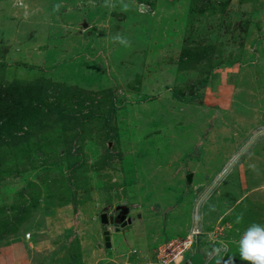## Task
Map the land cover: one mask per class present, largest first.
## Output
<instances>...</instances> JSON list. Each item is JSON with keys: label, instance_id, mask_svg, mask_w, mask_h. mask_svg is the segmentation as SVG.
<instances>
[{"label": "rangeland", "instance_id": "1", "mask_svg": "<svg viewBox=\"0 0 264 264\" xmlns=\"http://www.w3.org/2000/svg\"><path fill=\"white\" fill-rule=\"evenodd\" d=\"M109 3L116 7L0 0L2 77L44 75L71 96L48 97L54 106L30 130L19 119L1 123L0 238L37 214L58 224L53 211L66 204L69 225L82 223L86 240L102 248L96 264H116L109 259L132 249L150 258L195 226L207 256L222 242L217 264H247L239 241L251 224L264 225V133H256L264 127V0H124L127 11ZM13 136L31 144L13 146ZM118 204L130 205L131 222L105 248L99 215ZM72 248L71 264H92L97 254Z\"/></svg>", "mask_w": 264, "mask_h": 264}, {"label": "crops", "instance_id": "2", "mask_svg": "<svg viewBox=\"0 0 264 264\" xmlns=\"http://www.w3.org/2000/svg\"><path fill=\"white\" fill-rule=\"evenodd\" d=\"M247 163L249 164L250 162ZM251 165H255L257 168L256 164L252 163ZM228 168H229L228 166L222 167V169L218 172L219 177L217 180H219L221 177L226 175L227 173L226 170ZM242 173L244 174V178H245V174L246 176H248L249 175L248 168L242 166ZM192 179H193V173H192ZM207 192L208 190L206 191V193ZM69 207L70 206H67L65 204V206L57 208L55 212L53 211V214L56 213L54 215L55 217L54 219L59 221L58 222L59 225L55 222V225L51 226L52 221L49 217L44 216L42 214H37L29 221V225L26 226L25 230L22 229L20 233L13 232L8 236V238H6V240L1 241L0 264H71L73 260L72 256L74 250L72 247L74 244L78 246L81 252L82 251L84 252L85 249L91 251L90 252L91 258L92 256L94 257V255L97 253L96 257H94V260L92 261V264H96V262H98V260L103 255L100 251L102 248L95 249V247H93L92 245V241L86 240L85 237L87 235H83L84 233L81 232V229L84 228V225L82 223L77 221L73 226V228L71 227V225H69L70 223L68 222L70 220V214L72 213L68 210ZM221 217H222V213L218 215L217 219ZM234 218L235 217H232V219ZM90 226L91 229L93 230L92 225ZM121 228L122 227H120L119 229ZM103 229H104L103 225L101 224L100 233L102 232V234H103ZM100 233L97 230V235L98 234L100 235ZM183 237L184 236L174 237V238H183ZM103 239H104V234H103ZM168 240L169 238L165 239V241L158 244L157 247H159ZM110 247H111V242H110ZM157 247L153 250L152 256L150 258L149 256H147V254H145L144 256L140 255L138 257L137 253H135L134 249H132L129 250L125 255L119 256L114 259L112 258L109 260L116 264H148V262L153 261L155 259V251ZM105 248H109V247L105 246ZM131 251H134V253H131ZM128 254L130 255V257L136 256L135 261H137L138 258H142L144 262L141 261H138V263L126 262L125 257ZM81 260L83 261V258H81ZM82 261H80L79 264H84L83 263L84 261L83 262ZM88 262H86V264H89Z\"/></svg>", "mask_w": 264, "mask_h": 264}, {"label": "trees", "instance_id": "3", "mask_svg": "<svg viewBox=\"0 0 264 264\" xmlns=\"http://www.w3.org/2000/svg\"><path fill=\"white\" fill-rule=\"evenodd\" d=\"M0 64L2 67L6 66V63L3 61H0ZM1 73L2 71H0V132H4L1 123L11 118L14 120H22L28 125L30 130L37 122V116L39 113L48 114V109H50L49 107L54 106L52 105L54 102H48V97H53L55 100H57V103H60L62 100L68 97H71L66 86L64 87L61 83L55 84L54 81H52L49 77H45L44 75L34 76L29 79L14 78L10 81H6L2 77ZM79 103L82 105L81 102ZM44 108L47 109V111H44ZM113 109L114 105L112 104L109 108V112H107L104 118L107 123L109 122V115ZM92 116V114H88L77 121L76 124L79 129L78 131H75L76 135L78 134V136H80L81 132L86 126V122L91 119ZM109 130L112 131L111 128H109ZM25 134L28 136L30 131H27ZM106 138L111 139L112 137L110 134H107ZM12 139L13 141L9 142V144H12L13 146L26 142L27 144L25 147H29L31 144L29 141H27L28 137L25 138V136H19L17 139H15V136H13ZM0 141L3 143L1 139ZM74 151L78 153V150L75 149L73 151L70 150L69 154H73ZM78 163V160L71 161L69 163V167L72 168ZM27 210L28 208L23 206V208L18 209V213L22 212L24 214ZM1 241H3L2 238H0V244Z\"/></svg>", "mask_w": 264, "mask_h": 264}, {"label": "clouds", "instance_id": "4", "mask_svg": "<svg viewBox=\"0 0 264 264\" xmlns=\"http://www.w3.org/2000/svg\"><path fill=\"white\" fill-rule=\"evenodd\" d=\"M120 3L122 5V10L127 11L129 9V4L124 3V0H120ZM104 6L110 9L116 7L114 3H109V0H104ZM54 7L58 11L60 5H55ZM112 39L116 42H119L123 46H130L129 41L121 34H116L114 37H112ZM250 167L254 172L259 174V171L255 165H250ZM212 210L215 209L213 208ZM241 220L242 217L238 216L236 222L239 223ZM197 238L199 240V236ZM222 247L223 245L221 242V247L213 248V253L219 254L222 250ZM239 254L241 260L246 261L247 264H264V225L253 223L244 231L239 241Z\"/></svg>", "mask_w": 264, "mask_h": 264}, {"label": "water", "instance_id": "5", "mask_svg": "<svg viewBox=\"0 0 264 264\" xmlns=\"http://www.w3.org/2000/svg\"><path fill=\"white\" fill-rule=\"evenodd\" d=\"M83 26L86 27L87 23H83ZM192 173H188L186 175V181L191 183ZM115 210L118 211L116 215L117 221H114L113 215H108L106 211H103L99 215V219L101 224L103 225V234L105 246L110 247V235H109V224H113L118 230L120 227H123L127 223L131 222V217L127 216L129 213L128 205L119 204L115 207ZM119 223V224H118ZM219 254L212 253L211 256H207L206 253L199 248V240L198 238L195 241L194 249L191 252L190 256L183 261L182 264H217Z\"/></svg>", "mask_w": 264, "mask_h": 264}, {"label": "built area", "instance_id": "6", "mask_svg": "<svg viewBox=\"0 0 264 264\" xmlns=\"http://www.w3.org/2000/svg\"><path fill=\"white\" fill-rule=\"evenodd\" d=\"M256 133H264V127H261ZM199 234L200 230L195 226L192 227L183 238L169 239L157 247L155 251V259L148 262V264H181L187 259L186 252L192 249Z\"/></svg>", "mask_w": 264, "mask_h": 264}, {"label": "flooded vegetation", "instance_id": "7", "mask_svg": "<svg viewBox=\"0 0 264 264\" xmlns=\"http://www.w3.org/2000/svg\"><path fill=\"white\" fill-rule=\"evenodd\" d=\"M119 205V204H118ZM125 205V204H124ZM117 205H115L113 208H112V210H109V211H106L107 213H108V215H113V217H114V221H117L118 222V219L116 218V215L118 214V211L117 210H115V207H116ZM103 211H105V209L104 210H102L101 212H103ZM100 212V213H101ZM127 216H129L130 217V206H129V213L127 214ZM119 224V223H118ZM108 229H109V231L110 232H112V231H116V227L113 225V224H109V226H108ZM109 232V233H110Z\"/></svg>", "mask_w": 264, "mask_h": 264}, {"label": "bare ground", "instance_id": "8", "mask_svg": "<svg viewBox=\"0 0 264 264\" xmlns=\"http://www.w3.org/2000/svg\"><path fill=\"white\" fill-rule=\"evenodd\" d=\"M234 157H235V156H234ZM234 157H233V158H234ZM233 158H232V159H233ZM227 165H228V164H227ZM224 170H225V169H224ZM222 173H223V172H222ZM218 174H219V173H218ZM220 175H221V174H220ZM218 176H219V175H218ZM214 181H215V180H214ZM204 194H205V193H204Z\"/></svg>", "mask_w": 264, "mask_h": 264}]
</instances>
